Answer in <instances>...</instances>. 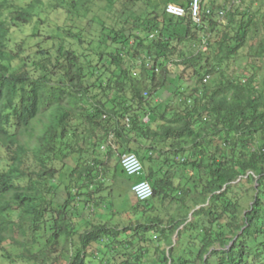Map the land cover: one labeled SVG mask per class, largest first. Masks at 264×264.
<instances>
[{
    "label": "trees",
    "instance_id": "1",
    "mask_svg": "<svg viewBox=\"0 0 264 264\" xmlns=\"http://www.w3.org/2000/svg\"><path fill=\"white\" fill-rule=\"evenodd\" d=\"M168 4L187 10L189 3L0 0V149L5 161L0 252L5 260L140 264L142 235L152 232L170 247L166 257L155 261L160 264H264V91L252 88V75L248 83L204 84L217 74L223 77L219 67L233 62L249 42V32L264 31V15L253 19L243 13L237 21L232 14L228 26L235 32L212 41L218 27L206 19L210 12L202 11L200 20L208 22L202 34L203 26L189 12L167 15ZM37 20L45 29L33 27L31 36H18L20 25ZM39 29L44 32L37 39ZM189 41L209 53L180 55ZM251 41H256L257 55L264 53V37ZM188 73L200 87L183 97L175 82ZM162 90L167 98L176 97L174 105L162 104ZM104 136L110 138L107 149L114 147L120 156L135 153L150 165L132 185L147 180L152 198L140 202L128 187L134 208L125 216L128 223L141 218L137 225L114 222L112 188L96 182L92 173L99 164L94 147ZM138 138L143 148L136 145ZM166 142L174 149L160 168L157 147ZM182 153L189 156L179 164L200 169L194 188H202L192 207L183 201L189 189L180 191L176 200L187 215L163 228L156 203H164L175 189L170 159L176 162ZM116 160L117 175L132 180ZM8 246L17 249L15 256L7 253Z\"/></svg>",
    "mask_w": 264,
    "mask_h": 264
},
{
    "label": "rangeland",
    "instance_id": "2",
    "mask_svg": "<svg viewBox=\"0 0 264 264\" xmlns=\"http://www.w3.org/2000/svg\"><path fill=\"white\" fill-rule=\"evenodd\" d=\"M203 7V11H210L209 15L205 14L206 19L213 20L216 23V26L218 27L216 28L215 33L220 36L214 34V36L212 37V41H214V39L216 38H221L226 33L232 35V33L235 32V28L233 26H228V19L230 18V15L236 14L237 21L238 19L245 17L242 16L243 13L250 14L253 19L256 15H264V0H205ZM43 16L44 14L42 15V17ZM110 17L111 15L108 13V20ZM198 23L201 24L200 26H203L202 34H205L208 29V22L200 20ZM40 25L38 20L29 25H20V27L18 28L19 32H17L18 36L20 38L31 36L33 33H35V31H33V27L41 28L42 25ZM42 29L45 28L42 27ZM42 29H39L38 31L37 39L39 38L38 34L44 32ZM256 35H258L260 38L264 37V31L262 27L260 28L259 32H255V30L249 32V42L246 43V45L239 50L237 56L233 59V62L231 64H229L228 66L222 64L219 67L221 73H224L223 77H220V74H217L215 76L210 77L208 79V83L204 84H206V86L208 87L213 84L218 85L226 79L232 80L234 83L237 84H240L241 82L248 83L249 79H247V77L252 75V88H256L257 91H264V53L257 55L255 52L256 41H251V38ZM209 50L210 49L206 48V46L198 45L195 41H189L180 47V55L187 56L192 53H197L198 51L202 52L203 55H207L209 53ZM173 59L177 58L174 57ZM253 62H255V64H253ZM169 69L173 72L177 71L176 67L173 64L169 65ZM176 80L177 81L175 82V85L178 88V92L183 97L190 94V92L193 91L196 87H200L199 85H196V79H194L192 76H189V73L185 74L182 78ZM163 93L164 96L160 97L163 101L162 104L169 103L170 106L171 104L174 105V103H176V97L167 98L168 95L165 94L164 91ZM145 97L147 96L145 95ZM111 99L112 98H110L109 101ZM109 139L107 136H104L100 143L95 144V157L99 160V164L95 165V168L92 173H94L96 176V182L102 183V185L112 188V195H110L111 197L109 196V201L112 200L117 208V210H115L116 208H113L114 206L112 207V211H115L114 222H118V224L122 225V227H131L137 225L138 222H141V218H139L136 221H129L128 223L127 218L125 216H128L131 213V210H133L134 208V205L131 202V199H133V195L129 192L128 187L132 185V181L135 180V178H132V180H130L123 174H120L119 176L117 175V171H115V169H118L119 166L116 159L119 160L120 155L114 150V147L107 149L106 143L108 144ZM143 142L144 141L138 138V142L136 145H138V147L143 148ZM89 144L93 145L92 141H89ZM82 147L86 150L84 146ZM157 148L162 151V154L160 156V162L158 165V167L161 168L162 164H164L162 159H167V154L170 150L172 151L174 147H169V142H166L159 144ZM2 154L3 153L0 149V169H2L3 165H5V161L2 160ZM188 156V154L182 153L178 155L179 158H177L176 162H173V158L170 159V162H172V181L173 183H175V189L172 191H168V196L165 199L166 201L164 203H156V207L162 212L163 228H167L169 226L170 221L175 220L179 216L183 214L187 215V209H185V207L176 200V197L180 195V191L182 189H189V192L185 194L183 200L189 207L193 206L195 202L194 199H199V193L202 187L199 185L197 188H194V185L197 184L198 181H195L194 178H196V175H198L200 169L190 166H183L180 165L178 162H183V160H185ZM144 166L145 170L150 168V165L148 163H146V165L144 164ZM189 171H191V173H189ZM159 175L161 176L162 172H160ZM205 180V178L202 180L203 183L205 182ZM237 185H239V183ZM237 191L241 192L242 188L238 187ZM180 197L182 198V196ZM109 201H107V205L109 204ZM243 203L244 206L247 207L249 205V200H244ZM102 208L104 209V206ZM188 216L190 217L191 213L188 214ZM83 230H85V226H83L81 231ZM156 237L157 235L155 236L152 232H148V234L144 236L142 235V239L145 240L142 241L141 245V247H143V250L139 253L141 254L140 264H160L159 262L155 261L161 258L162 256L166 257L168 255L167 252L170 247L167 245L166 241H156ZM150 239H154V242H152ZM170 239L172 242L171 248H174V245L177 243V237L175 236V234H172L170 236ZM7 253L11 254L12 256H15L17 253V249L12 246H8ZM4 254L5 252H0V264H26L21 261L12 262L14 258L7 261L3 258ZM188 259L189 257L186 258V261Z\"/></svg>",
    "mask_w": 264,
    "mask_h": 264
},
{
    "label": "built area",
    "instance_id": "3",
    "mask_svg": "<svg viewBox=\"0 0 264 264\" xmlns=\"http://www.w3.org/2000/svg\"><path fill=\"white\" fill-rule=\"evenodd\" d=\"M204 1L205 0H188L189 4L187 10L182 6L168 4L165 7V13L174 17H183L187 12H189L192 20L195 23H198L204 9ZM204 12L209 13L210 11L205 10ZM143 121L147 122L148 118L145 117ZM119 165L127 176L137 178L143 176L144 174V165L141 159L134 153H123L119 158ZM131 190L140 202L147 201L153 195L151 184L143 179L136 181L132 185Z\"/></svg>",
    "mask_w": 264,
    "mask_h": 264
},
{
    "label": "clouds",
    "instance_id": "4",
    "mask_svg": "<svg viewBox=\"0 0 264 264\" xmlns=\"http://www.w3.org/2000/svg\"><path fill=\"white\" fill-rule=\"evenodd\" d=\"M129 153V152H128ZM135 154V153H134ZM143 163V162H142ZM144 165V164H143ZM145 168V167H144ZM145 175V169H144V174H143V176ZM133 178V177H132ZM134 179V178H133ZM136 180V179H135ZM144 180V179H143ZM147 181V180H146ZM150 183V182H149ZM151 184V183H150ZM152 186V185H151ZM153 189V188H152ZM153 196V195H152ZM152 198V197H151ZM150 198V199H151Z\"/></svg>",
    "mask_w": 264,
    "mask_h": 264
},
{
    "label": "crops",
    "instance_id": "5",
    "mask_svg": "<svg viewBox=\"0 0 264 264\" xmlns=\"http://www.w3.org/2000/svg\"><path fill=\"white\" fill-rule=\"evenodd\" d=\"M145 175H146V170H145Z\"/></svg>",
    "mask_w": 264,
    "mask_h": 264
}]
</instances>
